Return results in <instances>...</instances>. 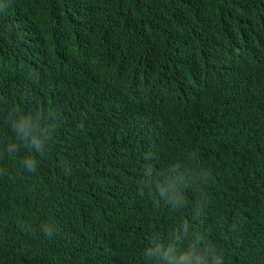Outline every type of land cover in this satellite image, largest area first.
<instances>
[{"label":"trees","instance_id":"16d2710c","mask_svg":"<svg viewBox=\"0 0 264 264\" xmlns=\"http://www.w3.org/2000/svg\"><path fill=\"white\" fill-rule=\"evenodd\" d=\"M0 264H264V0H0Z\"/></svg>","mask_w":264,"mask_h":264},{"label":"clouds","instance_id":"9594fccd","mask_svg":"<svg viewBox=\"0 0 264 264\" xmlns=\"http://www.w3.org/2000/svg\"><path fill=\"white\" fill-rule=\"evenodd\" d=\"M177 199L180 203H184L185 201H186V203H187V205L189 204V201H190V203H191V199L190 198H188V197H181V196H179L178 194H175V195H171V196H169V197H167L166 198V200L168 201L169 199ZM185 198H187V200L185 199Z\"/></svg>","mask_w":264,"mask_h":264}]
</instances>
